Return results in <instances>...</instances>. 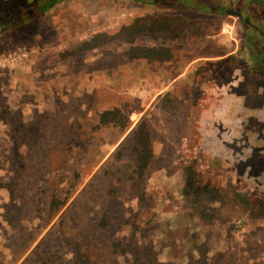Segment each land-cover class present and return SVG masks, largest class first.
Listing matches in <instances>:
<instances>
[{"label":"rangeland","instance_id":"obj_1","mask_svg":"<svg viewBox=\"0 0 264 264\" xmlns=\"http://www.w3.org/2000/svg\"><path fill=\"white\" fill-rule=\"evenodd\" d=\"M216 2L173 0L192 7L168 9L153 0H59L43 13L38 0H0V71L30 66L45 45L66 56L140 17L196 22L176 41L136 42L172 49L161 85L143 75L55 101L51 110L31 93L0 92V118L10 123H0V134L12 138L0 141V231L16 250L15 264H264V191L251 190L214 156L233 69L222 58L238 56L242 40L235 17L216 18ZM32 7L39 14L11 23ZM88 7L93 18L82 14ZM63 43L66 49L57 47ZM130 47L117 41L102 51L120 58ZM15 100L33 104L12 108ZM115 108L130 127L99 128L100 115ZM142 121L155 154L143 172L134 151Z\"/></svg>","mask_w":264,"mask_h":264},{"label":"flooded vegetation","instance_id":"obj_2","mask_svg":"<svg viewBox=\"0 0 264 264\" xmlns=\"http://www.w3.org/2000/svg\"><path fill=\"white\" fill-rule=\"evenodd\" d=\"M123 1L140 3L143 0ZM169 1L173 0L163 5L153 0L168 9L192 7L171 5ZM216 1L213 11L216 18L235 17L242 40L237 47L238 56L222 58L223 67L228 70L233 66V69L228 73L230 87L220 101L214 137L220 145L214 156L220 165L228 167L229 173L243 182L249 181L251 190L264 191V0ZM205 11L211 9L205 7ZM234 13L242 14V18Z\"/></svg>","mask_w":264,"mask_h":264},{"label":"crops","instance_id":"obj_3","mask_svg":"<svg viewBox=\"0 0 264 264\" xmlns=\"http://www.w3.org/2000/svg\"><path fill=\"white\" fill-rule=\"evenodd\" d=\"M91 9L88 7L82 12L87 19L94 17L95 12ZM49 46H43V55L35 59L30 66L0 71V78H4L0 79V92L3 96L5 92L10 97L26 96L31 93L37 96L35 103L38 102V97L43 98V110H51L55 101L69 102L73 98L94 95L114 82L122 85L123 80L143 81V75L151 74L146 77L155 79L154 81L161 85V78L166 73H161L160 68L171 66L170 61H134L126 56L117 58L115 55L106 54L102 48L63 57L61 53L50 51ZM57 47L67 48L64 43ZM168 73L170 70H167ZM152 83L156 86L155 82ZM29 104L33 103H26V100L21 103L15 100L11 106L13 108L14 105H23L28 108ZM41 104L42 102L37 107ZM11 112L16 111L11 110ZM22 120L24 122V117ZM0 123L4 126L10 125L9 121L3 118H0ZM2 137L9 143L12 140L9 134L1 133L0 141L3 140ZM7 244H9L7 237L0 231V264H15L16 250L6 246Z\"/></svg>","mask_w":264,"mask_h":264},{"label":"trees","instance_id":"obj_4","mask_svg":"<svg viewBox=\"0 0 264 264\" xmlns=\"http://www.w3.org/2000/svg\"><path fill=\"white\" fill-rule=\"evenodd\" d=\"M59 0H38V5L46 11L54 2ZM26 9V8H25ZM38 10L32 7L31 10L27 9L22 12V16L18 19L11 20L14 26H20L27 22L26 16L31 14L37 15ZM196 25L195 21L189 20L183 16H148L137 18L134 22L124 26L119 32L114 34L101 33L93 36L80 44L76 51L67 54L66 56H73L75 54L92 51L95 49L103 48L114 42H123L131 45V47L125 51V56L129 60L134 61H170L173 59V51L169 47L163 46H144L136 45V42L140 38H148L151 41H176L180 38V33L183 29ZM5 50L0 47V56L4 55ZM131 124L129 117L124 112L115 108L113 110H106L100 115L99 128L106 126L119 127L121 130L128 129ZM135 147L134 151L137 154L138 168L140 171H145L151 161L154 159V142L152 138V131L146 121H142L134 132Z\"/></svg>","mask_w":264,"mask_h":264},{"label":"water","instance_id":"obj_5","mask_svg":"<svg viewBox=\"0 0 264 264\" xmlns=\"http://www.w3.org/2000/svg\"><path fill=\"white\" fill-rule=\"evenodd\" d=\"M234 14H237V16H238L239 18H242V14H240V13H234Z\"/></svg>","mask_w":264,"mask_h":264}]
</instances>
